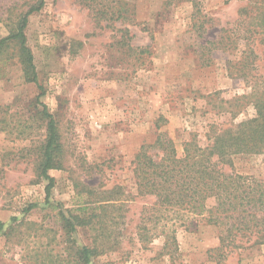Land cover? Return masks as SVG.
Masks as SVG:
<instances>
[{"label": "rangeland", "instance_id": "obj_1", "mask_svg": "<svg viewBox=\"0 0 264 264\" xmlns=\"http://www.w3.org/2000/svg\"><path fill=\"white\" fill-rule=\"evenodd\" d=\"M39 1L0 0V40ZM25 35L39 84L26 82L17 52L0 57V264H78L59 210L46 205L44 108L61 145L49 202L93 217L75 247L102 244L94 264H218L220 230L202 222L178 229L173 255L163 251L155 199L138 193L133 161L161 132L181 156L185 142L205 148L212 129L255 117L264 0H44ZM232 161L235 173L264 181V155ZM219 264H264V245Z\"/></svg>", "mask_w": 264, "mask_h": 264}, {"label": "trees", "instance_id": "obj_2", "mask_svg": "<svg viewBox=\"0 0 264 264\" xmlns=\"http://www.w3.org/2000/svg\"><path fill=\"white\" fill-rule=\"evenodd\" d=\"M43 5L44 0H40L21 18L17 31L0 40V57L9 50L17 52L28 83L39 84L25 30L29 15L41 10ZM38 87L42 91V86ZM250 96L255 117L227 129H212L207 147L192 139L185 142L180 156L174 140L161 132L154 143L143 145L136 154L133 164L138 193L155 199L153 219L161 231L157 235L165 239L162 249L166 253L173 255L178 251L179 228L200 222L220 230V246L214 250L220 257L218 264L232 251L264 245V181L235 173L232 161L237 155H264V91L260 95L255 91ZM42 115L47 120V137L39 170L48 181L46 205L59 210L62 230L67 243L72 244L77 263L94 264L102 244L94 240L92 246L75 247L73 238L79 227L90 225L93 217L85 218L73 211L65 213L49 202L54 179L48 173L61 167V145L53 116L46 108ZM35 207L30 206L28 211ZM81 209L83 213L87 210L84 206ZM17 221L18 218H12L11 225ZM3 228L4 224L0 223V229ZM140 230V240L146 241L145 224Z\"/></svg>", "mask_w": 264, "mask_h": 264}]
</instances>
